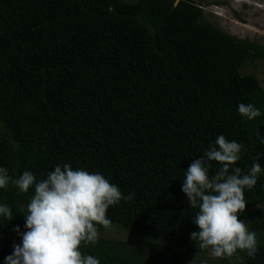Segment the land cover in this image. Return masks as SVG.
<instances>
[{"label":"trees","instance_id":"obj_1","mask_svg":"<svg viewBox=\"0 0 264 264\" xmlns=\"http://www.w3.org/2000/svg\"><path fill=\"white\" fill-rule=\"evenodd\" d=\"M214 1V0H213ZM215 0L214 3H225ZM205 0H0V166L45 178L57 164L100 172L124 195L110 206L112 238L81 244L99 264H183L204 253L181 190L184 171L218 134L245 147L235 166L264 168V86L244 67L264 46L222 30ZM238 103L261 115L248 120ZM211 173L219 162L212 161ZM34 193L0 190L13 218L0 223V264L24 231ZM238 219L256 233L257 252L214 264H264V174ZM255 208V210H251ZM108 229V228H107Z\"/></svg>","mask_w":264,"mask_h":264},{"label":"clouds","instance_id":"obj_2","mask_svg":"<svg viewBox=\"0 0 264 264\" xmlns=\"http://www.w3.org/2000/svg\"><path fill=\"white\" fill-rule=\"evenodd\" d=\"M210 1L211 6L219 4ZM237 112L248 120L261 115L252 103H238ZM257 136L264 144L259 131ZM245 150L243 144L218 134L184 171L181 190L189 207L197 209L191 221L198 230L190 233L191 238L217 257H230L237 250L254 257L257 252L256 233L238 216L245 209L244 190L253 188L264 168L257 161L246 172L235 166ZM212 161L219 162L214 173L210 172ZM10 185L20 193H28L31 187L34 193L22 211L25 230L13 228L20 243L13 242L3 264H99L97 257L82 253L80 246L94 245L98 228L111 225L107 209L132 197V193L124 195L102 173L73 168L68 163L55 165L39 180L31 170L14 177L0 166V190L6 191ZM12 218V208L0 202V223Z\"/></svg>","mask_w":264,"mask_h":264},{"label":"rangeland","instance_id":"obj_3","mask_svg":"<svg viewBox=\"0 0 264 264\" xmlns=\"http://www.w3.org/2000/svg\"><path fill=\"white\" fill-rule=\"evenodd\" d=\"M204 11L206 18L222 30L264 46V0H226L225 3L220 2L216 7L210 4L204 5ZM244 71L255 74L264 86V58L248 63ZM103 233L112 238H137L117 228H108ZM215 261L216 256L210 250L204 253L190 251L182 257L183 264H214ZM110 264L123 263L113 259Z\"/></svg>","mask_w":264,"mask_h":264}]
</instances>
